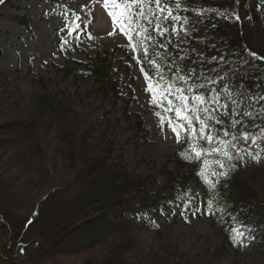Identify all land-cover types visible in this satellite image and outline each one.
Returning <instances> with one entry per match:
<instances>
[{
	"label": "rangeland",
	"instance_id": "374dc122",
	"mask_svg": "<svg viewBox=\"0 0 264 264\" xmlns=\"http://www.w3.org/2000/svg\"><path fill=\"white\" fill-rule=\"evenodd\" d=\"M252 1L264 8V0H247L248 4ZM194 4L198 7L212 6L211 2L204 0H195ZM150 6L152 7V4ZM82 7L90 10L89 15L82 13ZM246 8L241 5V0L234 1L232 13L234 17H239L237 20L242 48L250 54L255 53V56L264 61V20L254 17ZM71 11L79 13L80 19L75 20V24L80 27L69 35L68 26H73L70 22ZM171 14L181 19L166 20L159 24V29L154 26V20L150 19V16L146 15L147 18L139 20L145 28L155 27L158 33L161 29L165 30L163 35L159 34V45H163L161 52L176 48L186 49V44L192 38L194 29L188 19L176 12ZM21 16L26 17L30 31L21 25ZM88 16L90 18H87ZM81 22H87L84 30ZM67 36L71 37L73 47L71 51H62L59 44L61 40L67 39ZM205 37L213 46H217L218 50L220 35L207 29ZM131 43L132 41L120 31L119 25L113 23L108 10L103 7V0L0 2V194L6 195L8 199L5 201H8L9 208L19 216V221L21 218L25 221L31 219L38 209H43L41 207H44V201L53 185L60 189L68 184L62 191L67 197H75L81 190L77 188L80 173L79 167L72 162L76 160L71 154V150L74 151L72 145L70 149L66 143L61 142L58 131L51 125L47 116L41 115L37 106L35 91L38 83L33 81L36 73L51 76L50 81H46L42 88L63 96L62 102L71 112L70 121L73 118L77 120L79 138L88 132L87 143L94 146L98 144L99 139L105 137L108 147L104 152L109 156L108 163L113 165V168L125 170L129 176L153 178L148 186L152 191L162 186L166 174L164 165L178 148L180 140L177 141L175 133L168 127V120L161 107L151 103L152 95L147 90L148 80L144 76L147 71L140 59V62H137L138 49L134 51L130 47ZM96 55L99 58L106 56L107 61L112 59V65L108 64L112 71L119 68L115 78L120 77L122 81L120 91L125 103L124 100L121 104L119 101H112L113 93L110 90H107L106 94L100 91V82H95L92 78L74 83L72 77L67 79L63 77V73L56 72L69 59L87 61ZM177 74L187 78L184 69L179 70ZM165 81L174 84L172 79H163L161 83ZM234 93H238V97L234 98ZM214 96L219 101L218 113L227 111L228 121L231 122H240L251 107V94L241 80L228 87H219ZM126 103H129L130 107H127ZM203 109L204 106L199 105L200 118L205 120L214 135L217 130L215 121H222L223 125L225 121L223 117L209 120L208 115L214 116V113L205 114ZM157 111H161L165 117L163 127L160 126L159 117L154 115ZM138 116L146 129L139 133L135 127ZM37 120L42 122L40 133L44 131L46 134V141L45 138L43 141L46 142L48 158L45 161L51 166L50 174L57 180L50 186L39 183L37 166L42 163L34 160L31 129ZM23 122L26 123L22 124ZM242 123L228 130L237 131ZM244 133L249 135L248 140L242 138ZM237 137L235 148L231 152L233 159L230 161L231 165H234L232 169L237 187L251 197L259 195L260 200H264V134L253 137L246 131L239 132ZM74 147L79 148V145L75 143ZM254 156L260 157L258 162L253 159ZM80 167L82 168V165ZM187 208L189 207L180 210L179 207L170 208L163 204L165 214L149 211L146 218H140L125 226L117 237H110V241L107 240L93 249L71 253L41 250V258H44L42 262L94 264L93 258L100 259L98 256L106 254L110 245L119 239H130L132 253L128 252V256L132 261L136 260V264H139V261L153 264L151 255L159 253L164 254L162 264H172L175 260L171 256L175 254L178 258L194 257L205 253L208 248L222 246L225 235L219 221L212 215L188 212ZM151 217L157 227L148 221ZM232 217L236 218L232 219L234 227L241 220L238 213ZM19 221L17 224L21 223ZM35 225L36 222L31 224L29 229L35 228ZM236 243L237 251L227 250L224 246V252L220 253V257L213 264H264V224L253 226L242 241L237 238ZM123 251L124 247L117 248V252Z\"/></svg>",
	"mask_w": 264,
	"mask_h": 264
},
{
	"label": "trees",
	"instance_id": "16d2710c",
	"mask_svg": "<svg viewBox=\"0 0 264 264\" xmlns=\"http://www.w3.org/2000/svg\"><path fill=\"white\" fill-rule=\"evenodd\" d=\"M207 1L213 3V6L201 9L204 15L198 14L199 8L191 5L183 7V10L189 14L195 31L184 55L172 53L167 58L172 61L170 65L193 67V70H188L190 76L187 82H183L185 89L189 91L188 89L191 88L194 92L205 95L207 104L216 110H218V106L213 97V91L218 86H228L239 80L243 81L252 94L251 107L246 111L251 115H245L243 129L252 131L258 136L264 130V61L252 56L242 48L238 21L234 20L230 14L234 0ZM205 13H209L210 16H206ZM257 13L260 12L257 11ZM261 17L264 18V13ZM207 29L220 35L218 50L217 46H213L205 37ZM149 33L144 31L141 37L143 41H150L148 47L150 52H153L155 47L151 43L153 44V40L156 38L151 39ZM133 34L136 39V33ZM144 45L146 46V44ZM151 57L148 55L147 63ZM98 58L99 56L90 58L88 62L71 61L66 67L60 68L56 72L63 73V77L67 79L72 75L74 83L84 82L93 77L95 82H100L99 90L105 94L107 90H110L113 93L112 101L116 102V99L119 98L120 87V79L115 78L118 71L111 70L110 60L112 59L109 62L106 56ZM94 59L98 60L94 61ZM84 68L90 69V72L85 73L81 70ZM35 80L39 83L35 91V98L41 115L48 117L51 125L53 124L52 126L58 131L57 135L61 142L66 143L67 148L72 145L71 148L74 149V151L71 150V154L73 157L75 156L76 160H72V162L79 167L80 179L77 188L81 190H79L80 194L76 193L75 197H67L63 195L62 191L67 188L68 184L65 186L60 183L63 185L60 189L53 185L48 198L44 201V207H41L43 209H38L36 215L26 221L22 218L19 221V216L9 208L8 201H5L8 199L6 195L0 194L2 208H0V264H45L42 262L44 258H41V250L43 252L58 251V253L60 251L62 253L83 251L107 242L110 237H117L122 229L129 225L130 220L134 219L131 215L145 213L148 206L159 207L160 200L166 196V188L175 179V168L184 169V163H180L181 160H177L176 156H171L167 160L169 162L164 165L168 173L165 187L152 193L148 186L153 178L129 176L125 170L113 168V165L108 163L109 156L104 152L108 147L105 137L99 139L98 144L94 146L87 143L88 132L83 133L79 138L77 120L73 118L70 121L71 112L68 110L69 107L63 104V96L53 90L48 92L47 88H42L48 81L45 76H39ZM178 82L182 81L178 78ZM236 97H238V93H234V98ZM125 112H127L126 108ZM223 115L226 116V113ZM24 123L26 122L22 124ZM40 126L42 128V122L37 120L32 124L31 129L34 160H39L42 163L37 166L39 183L50 186L57 180L50 174L51 166L48 161H45L48 158L46 142L43 141L46 134L44 131L40 133ZM135 127L138 128V133L145 131L142 127V120L139 118L135 122ZM231 136L229 135V137ZM44 140L46 141V138ZM75 143L79 145V148L74 147ZM184 175L182 173L181 176ZM188 175L186 174V176ZM236 186L237 181L233 185L231 197L229 196L232 207H242V217L250 225L264 222V200L262 202L259 195L251 197L240 189L234 193ZM182 187L186 188L187 186L174 184L170 199L184 205L185 197L182 200L176 199L177 194H181L179 190ZM18 221L21 223L17 224ZM34 222H36L35 228L29 229V226ZM228 229V238L231 240V227L229 226ZM131 245L130 239H119L110 245L106 254L98 256L100 259L93 258V263L136 264V260L132 261L128 256V252L132 253ZM226 245H230L227 240L222 246L216 249L209 248L205 253L194 257L178 258L175 254L171 256L175 260L172 264H213L220 257V253L224 252ZM122 247H124V251L117 252V248ZM163 255L162 253L151 255L153 264H162ZM139 264H148V262L141 263L139 261Z\"/></svg>",
	"mask_w": 264,
	"mask_h": 264
},
{
	"label": "snow or ice",
	"instance_id": "6c2138e0",
	"mask_svg": "<svg viewBox=\"0 0 264 264\" xmlns=\"http://www.w3.org/2000/svg\"><path fill=\"white\" fill-rule=\"evenodd\" d=\"M0 2H3V0H0ZM156 4V10L155 12L150 6V0H103V7L108 10V14L111 16L113 23L118 24L120 31L123 32L129 39V41H132L133 39V32L136 33L137 36L140 35V32L142 30V25H140L139 20L140 18H147L145 13V7H147L148 13L151 15H156L157 13H163L165 11V8H162L160 6V0H155ZM180 5L177 4L176 7H179ZM139 9V11H137ZM169 17H171L173 20L178 21L181 18L177 16H172L171 9H168V15L164 16V19L167 20ZM158 18V17H157ZM236 19H239L238 16L235 17ZM80 17L76 16L75 20H79ZM185 22L186 19H185ZM80 27L79 24H75L74 27L71 28L69 35H71V31H75ZM156 27L159 29V24L156 25ZM164 29H161L159 34L163 35ZM175 31V28L173 29ZM147 38V37H145ZM67 43V41H65ZM130 47L136 51L137 49L142 52L145 57L148 55L147 47L144 45L143 39H140L136 43H131ZM163 47V45H161ZM159 55V54H157ZM251 55L255 56V53H251ZM137 62L139 63V56L136 57ZM149 65H151L153 68H159L158 65L155 64L154 60L148 61ZM141 71H143V68H141ZM145 79L148 80L147 90L151 93L152 99L151 103L154 105H157L158 107H161V111L163 112H169L174 111L177 114V117L179 118L175 123L172 122L171 119H168L167 124L168 127H170L175 133L177 141L181 139V134H185L186 144L187 147L184 151L180 152L179 155L181 158L190 160V161H198L200 160L203 152L205 150H197V145L193 143L192 141H196L197 139L206 140L209 143H211L214 139V136L212 135V129L209 127L208 124L205 123L204 119L200 118L199 114V105L207 104L208 101L200 95H193L191 97L184 95V89L182 88H175L174 84H170L168 82L161 83L163 80V75L160 71H157L155 73V76L157 77V80L153 82V79L149 77L148 73H144ZM180 80H185V77L179 76ZM186 82V81H185ZM189 91L192 89L189 88ZM179 94L178 96L176 94ZM175 96L176 99L180 101V105L176 106L173 104V100L170 99V97ZM189 99L196 101L197 103L195 105H192L191 108H189L188 101ZM165 102L167 103V107H162ZM161 111H157L154 113L157 117H159L160 120V126L163 127L165 124V117L161 114ZM188 111H191L192 113H195V116H189L187 114ZM203 112L205 114L208 113V109L204 108ZM245 115L250 116L251 113H245ZM209 120H215L214 116L208 115L207 117ZM198 121L199 128L193 127V120ZM186 122V123H185ZM216 123H222V121L216 120ZM187 125V126H186ZM233 127H235V123H233ZM224 135L227 136L229 133L227 131L224 132ZM242 138L244 140L249 139V135L247 133H244ZM235 137H233V140ZM222 144H228L231 143L230 141H223L221 140ZM213 152H222L223 156L227 158V160L230 162L233 157L232 154L228 151H224L221 148H213ZM242 152L243 149H240ZM248 155H251V153H248ZM253 159L259 161V156H254ZM214 164L218 165L219 168L225 169L221 172H216L215 170L210 169L209 161L205 159L203 161L202 166L197 172V175L201 177V179L204 181L206 185V191L208 194V198L206 199L205 203L207 206L208 214L209 215H215L214 211V204L215 199L211 197V190H214L216 187V184L219 182V178L227 175V169L225 166V163L222 161H214ZM231 167H234V165H229ZM209 176L216 177V181L214 182L212 179H209ZM187 195V192L182 194H177L176 199L182 200ZM169 204H172V201H168ZM218 211L223 212V209H217ZM161 212L163 213V209H161ZM233 220H235V217H232ZM251 231L250 228L243 222L238 223L231 229V235L234 241L237 240V238L242 239Z\"/></svg>",
	"mask_w": 264,
	"mask_h": 264
}]
</instances>
